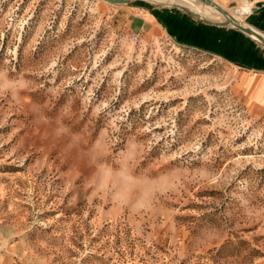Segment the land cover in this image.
<instances>
[{"label":"rangeland","instance_id":"obj_1","mask_svg":"<svg viewBox=\"0 0 264 264\" xmlns=\"http://www.w3.org/2000/svg\"><path fill=\"white\" fill-rule=\"evenodd\" d=\"M151 4L0 0V264H264V48Z\"/></svg>","mask_w":264,"mask_h":264},{"label":"crops","instance_id":"obj_2","mask_svg":"<svg viewBox=\"0 0 264 264\" xmlns=\"http://www.w3.org/2000/svg\"><path fill=\"white\" fill-rule=\"evenodd\" d=\"M215 1L218 3L219 0L218 1L215 0ZM220 1H222L224 3L229 2V0H220ZM151 2H152L151 5L158 6V7L162 6V5L177 6V7L182 6L185 8V10H187V13L193 15L196 19L198 18V19L204 20V21L218 22L221 24H225L226 26H228L231 29L232 28L235 29L234 26L228 25L226 23V20L222 16L217 15V14L213 15V14L209 13L208 10L203 8V6L199 3H194L191 1H185V0H169V1L168 0H162V1H151ZM245 4L246 3H244L243 6H246ZM248 4L250 5V8H251L250 13L252 12L254 19L257 20V18L260 16H262L261 19L264 17V0H250L249 3H247V5ZM234 14L236 15V18L239 21H241L245 24L244 18L242 19L236 13H234ZM252 27L255 28L257 31H260L257 28V26H252ZM261 32H263V31H261ZM263 35H264V32H263ZM213 38L214 39L216 38V42L215 43L211 42L210 44H218V46H221V44L222 45L226 44V43H224V34L223 33H221V35H220V33H217L214 36H212V39ZM248 38H250L251 40L256 42V39L253 36H249ZM220 39H221V43H220ZM258 66L255 68L256 70H252L249 73H243L241 75V83H242V89L243 88L244 89L249 88L250 87L249 85L251 84V90L250 91L254 95V98H255V101H254L255 103L252 106H254L257 110L264 113V59H263V61H259Z\"/></svg>","mask_w":264,"mask_h":264},{"label":"water","instance_id":"obj_3","mask_svg":"<svg viewBox=\"0 0 264 264\" xmlns=\"http://www.w3.org/2000/svg\"><path fill=\"white\" fill-rule=\"evenodd\" d=\"M105 1L109 2V3L110 2L115 3V4H127L133 0H105ZM197 1L201 2L202 4H205L206 6L213 8V9H216L225 18L226 23L228 25L234 26L235 29L244 33L248 37L249 36L255 37L256 42L259 43L262 48H264V38L261 35V33L263 34V32L259 31L260 33H258L257 31H255L253 29V27L251 25H249V26L242 25L237 20H235L232 16L230 17L227 10L224 9L221 5H219L215 0H197ZM223 26H224V24H223Z\"/></svg>","mask_w":264,"mask_h":264},{"label":"clouds","instance_id":"obj_4","mask_svg":"<svg viewBox=\"0 0 264 264\" xmlns=\"http://www.w3.org/2000/svg\"><path fill=\"white\" fill-rule=\"evenodd\" d=\"M114 178L120 183L121 188H126L134 183H144L145 185H150L151 181L149 180H138L137 177H134L131 175V173L128 171L127 168H121L116 173L113 174ZM123 191L119 193L118 195H122Z\"/></svg>","mask_w":264,"mask_h":264},{"label":"bare ground","instance_id":"obj_5","mask_svg":"<svg viewBox=\"0 0 264 264\" xmlns=\"http://www.w3.org/2000/svg\"><path fill=\"white\" fill-rule=\"evenodd\" d=\"M143 1H145V0H143ZM147 1H162V0H147ZM207 9H209L212 13H217V14H219V15H221L216 9H213V8H211V7H209V6H206L205 4H203ZM228 12V11H227ZM228 14H229V16L231 17H233L235 20H237L239 23H241L242 25H244V26H248V25H246V24H244L243 22H241V21H239L237 18H236V15L234 14V13H230V12H228ZM222 16V15H221ZM223 17V16H222ZM224 18V17H223ZM225 19V18H224ZM255 31H257L255 28H253ZM258 33H260L259 31H257ZM262 35V37L264 38V35L263 34H261ZM255 38V37H254Z\"/></svg>","mask_w":264,"mask_h":264},{"label":"built area","instance_id":"obj_6","mask_svg":"<svg viewBox=\"0 0 264 264\" xmlns=\"http://www.w3.org/2000/svg\"><path fill=\"white\" fill-rule=\"evenodd\" d=\"M142 13V12H141ZM133 38L136 40V36H133Z\"/></svg>","mask_w":264,"mask_h":264}]
</instances>
